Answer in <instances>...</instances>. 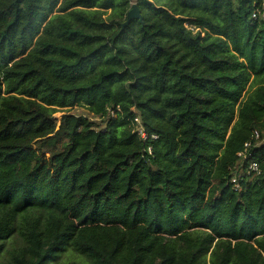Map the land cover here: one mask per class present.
<instances>
[{
    "label": "trees",
    "instance_id": "obj_1",
    "mask_svg": "<svg viewBox=\"0 0 264 264\" xmlns=\"http://www.w3.org/2000/svg\"><path fill=\"white\" fill-rule=\"evenodd\" d=\"M15 232L8 264H264V0H0Z\"/></svg>",
    "mask_w": 264,
    "mask_h": 264
},
{
    "label": "rangeland",
    "instance_id": "obj_2",
    "mask_svg": "<svg viewBox=\"0 0 264 264\" xmlns=\"http://www.w3.org/2000/svg\"><path fill=\"white\" fill-rule=\"evenodd\" d=\"M68 112H72L75 114H83L89 117L92 120L97 121L96 117H93L90 115L87 111H85L82 107H74L71 110H67ZM62 112H57L54 114V117L60 118ZM21 238L17 235V233H13L11 237H9L7 240L4 241V248L0 253V264H8L9 262V251L15 247L22 245ZM78 255V254H77ZM80 256V255H79ZM79 260V257H77L75 254L66 251L64 253H61L57 259L52 264H68L71 261ZM84 264H90L88 261H86L84 258L82 259ZM79 262V261H76Z\"/></svg>",
    "mask_w": 264,
    "mask_h": 264
},
{
    "label": "built area",
    "instance_id": "obj_3",
    "mask_svg": "<svg viewBox=\"0 0 264 264\" xmlns=\"http://www.w3.org/2000/svg\"><path fill=\"white\" fill-rule=\"evenodd\" d=\"M135 120H137V119H135ZM140 131H141V129H140ZM253 137H254V139H258L259 133L255 131ZM249 146H250V143H248V142L245 143L244 144V150L239 152L238 156H240L242 159L246 158ZM246 173L247 174H250V173L258 174L259 173L258 163L256 161L249 162L247 169H246ZM239 177H240V175H238V174H233L231 177V182L234 183L235 189H239V182H238Z\"/></svg>",
    "mask_w": 264,
    "mask_h": 264
},
{
    "label": "water",
    "instance_id": "obj_4",
    "mask_svg": "<svg viewBox=\"0 0 264 264\" xmlns=\"http://www.w3.org/2000/svg\"><path fill=\"white\" fill-rule=\"evenodd\" d=\"M131 19H139L141 20V14L139 12V9L135 3H132L131 8L126 13V19L121 23V29L125 25H127Z\"/></svg>",
    "mask_w": 264,
    "mask_h": 264
}]
</instances>
